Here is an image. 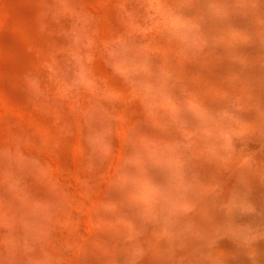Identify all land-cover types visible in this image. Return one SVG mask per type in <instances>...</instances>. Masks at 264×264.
Masks as SVG:
<instances>
[{
    "label": "rangeland",
    "instance_id": "374dc122",
    "mask_svg": "<svg viewBox=\"0 0 264 264\" xmlns=\"http://www.w3.org/2000/svg\"><path fill=\"white\" fill-rule=\"evenodd\" d=\"M0 70V264H264V0H0Z\"/></svg>",
    "mask_w": 264,
    "mask_h": 264
},
{
    "label": "bare ground",
    "instance_id": "6f19581e",
    "mask_svg": "<svg viewBox=\"0 0 264 264\" xmlns=\"http://www.w3.org/2000/svg\"><path fill=\"white\" fill-rule=\"evenodd\" d=\"M2 5H4V4H2ZM2 8V7H1ZM2 11V10H1ZM3 12V11H2ZM7 23V22H6ZM102 23H103V21H102ZM6 28V27H5ZM150 33V32H149ZM102 34V33H101ZM105 34V33H104ZM103 35V34H102ZM150 35V34H149ZM105 37V36H104ZM58 46V45H57ZM162 46V45H161ZM96 59V58H95ZM97 60V59H96ZM96 60H94L95 62H96ZM95 62H93V63H95ZM95 68H98L97 66H95ZM9 70V69H8ZM6 71V70H5ZM0 72H4L3 70L1 71L0 70ZM8 72V71H7ZM17 72V71H16ZM102 73V72H101ZM3 74V73H2ZM4 75H0V77L2 78ZM7 93L5 92V93H2L1 91H0V100H2V101H4V102H6L7 103V106H6V109H5V112H6V114H8V115H10L9 113L10 112H12L13 111V102H12V100L14 99H10L9 97H6L5 95H6ZM46 157V156H45ZM53 163V162H52ZM56 166V165H55ZM113 167V166H112ZM56 169V168H55ZM93 202V201H92ZM93 204H94V202H93ZM92 212V211H91ZM79 226V225H78Z\"/></svg>",
    "mask_w": 264,
    "mask_h": 264
}]
</instances>
